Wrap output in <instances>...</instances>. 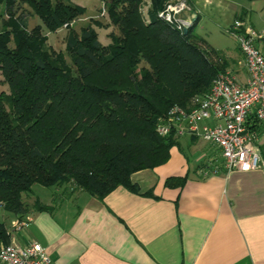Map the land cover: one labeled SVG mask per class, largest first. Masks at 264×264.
<instances>
[{
	"label": "trees",
	"instance_id": "1",
	"mask_svg": "<svg viewBox=\"0 0 264 264\" xmlns=\"http://www.w3.org/2000/svg\"><path fill=\"white\" fill-rule=\"evenodd\" d=\"M166 1L150 0L143 18L141 0H107L106 21L75 32L68 23L85 9L71 0H0V243L4 219L26 216L23 194L33 184L102 200L117 186L136 193L130 175L167 159L177 137L159 135L157 119L174 105L191 108L225 69L192 23L183 33L157 17ZM23 5L46 30L65 23L62 51L40 25L27 26ZM108 27L117 33L101 44L96 28ZM32 206L41 207L37 199Z\"/></svg>",
	"mask_w": 264,
	"mask_h": 264
},
{
	"label": "crops",
	"instance_id": "2",
	"mask_svg": "<svg viewBox=\"0 0 264 264\" xmlns=\"http://www.w3.org/2000/svg\"><path fill=\"white\" fill-rule=\"evenodd\" d=\"M188 3L190 10L181 16L193 27L205 11L215 29L224 31L235 18L257 30L264 26V0ZM230 38L231 45L223 48L203 45L244 84L243 57ZM255 46L264 57V39ZM246 125L255 130L264 156V133L252 115ZM170 176L184 180L167 186ZM130 181L136 193L117 186L102 200L81 191L27 199L25 226L14 228V218L4 219L6 243H38L54 264H264V170L225 172L215 145L183 134L164 162L133 172ZM36 199L40 208L32 206Z\"/></svg>",
	"mask_w": 264,
	"mask_h": 264
},
{
	"label": "built area",
	"instance_id": "3",
	"mask_svg": "<svg viewBox=\"0 0 264 264\" xmlns=\"http://www.w3.org/2000/svg\"><path fill=\"white\" fill-rule=\"evenodd\" d=\"M189 10L188 0H168L157 17L182 31L191 25L190 18L181 16ZM225 32L236 40L242 54L248 74L245 83L239 84L227 70L218 72L206 92L192 97L191 108L170 107L157 119L155 131L159 135L171 131L176 137L190 134L215 145L225 172L264 170L256 132L246 125V118L252 115L264 133V57L255 46L264 39V26L257 30L235 18ZM208 120L210 124L205 122ZM29 220L28 216L13 219L11 225L20 228ZM0 263L54 264L38 243L19 247L11 242L0 243Z\"/></svg>",
	"mask_w": 264,
	"mask_h": 264
},
{
	"label": "rangeland",
	"instance_id": "4",
	"mask_svg": "<svg viewBox=\"0 0 264 264\" xmlns=\"http://www.w3.org/2000/svg\"><path fill=\"white\" fill-rule=\"evenodd\" d=\"M72 2L83 6L84 12L82 15L74 18L68 24L69 27L75 32L78 31L80 26L85 25L91 19H97L102 22L106 21L105 18V5L107 0H71ZM167 2V1H166ZM165 2V3H166ZM150 0H141L139 4V9L143 18H146V12L149 7ZM23 7L26 9L27 15V26L30 28L34 25L41 26V32L46 35V43L54 50H63V45L67 36L68 29L65 27V23L62 24L60 27L54 29L53 31L46 30L44 26L41 24L40 19L31 13V10L28 9L25 5ZM1 6H0V20L3 17L1 15ZM207 11L204 12V18L202 21L193 27V32L196 36L200 37L205 44L209 47L214 48H223L226 46L231 45V35H229L225 30L223 31L222 28L215 29L212 24V19L210 15H207ZM216 15V13H215ZM214 20V19H213ZM112 31L113 33H117L116 28L108 27V28H96V32L98 35V40L101 44H106L109 42V38L107 33ZM212 59L215 56L210 55ZM0 91L7 92L6 85L2 83L1 76H0ZM195 96V95H194ZM40 185L33 184L30 190L23 194V199L27 201H32L35 198L42 200L45 195H49L50 193H55L54 197L57 199L58 196H62L64 193L62 192V188H48L44 187L45 190H40ZM46 191V193H45ZM80 192L75 190L74 193ZM26 198V199H25Z\"/></svg>",
	"mask_w": 264,
	"mask_h": 264
},
{
	"label": "water",
	"instance_id": "5",
	"mask_svg": "<svg viewBox=\"0 0 264 264\" xmlns=\"http://www.w3.org/2000/svg\"><path fill=\"white\" fill-rule=\"evenodd\" d=\"M182 32L184 33L185 32V29H183Z\"/></svg>",
	"mask_w": 264,
	"mask_h": 264
}]
</instances>
